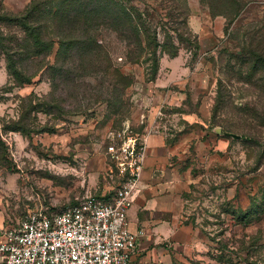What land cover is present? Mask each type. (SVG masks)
Masks as SVG:
<instances>
[{
  "label": "rangeland",
  "instance_id": "374dc122",
  "mask_svg": "<svg viewBox=\"0 0 264 264\" xmlns=\"http://www.w3.org/2000/svg\"><path fill=\"white\" fill-rule=\"evenodd\" d=\"M177 1L188 17L183 42L172 19ZM36 2L0 0V16ZM147 2L159 14V42L170 36L180 46L176 58L162 55L155 80L146 54L108 28L86 29L96 35L90 49L67 43L82 29L49 24L45 55L13 56L37 74L30 83L11 75L0 48V237L34 210L113 194L122 180L108 145L134 137L146 142L143 174L160 201L139 210L161 253L152 264H264V81L242 64L251 46L264 47V0ZM0 33L13 44L36 41L8 21ZM118 71L132 84L118 83Z\"/></svg>",
  "mask_w": 264,
  "mask_h": 264
},
{
  "label": "built area",
  "instance_id": "2783aa9c",
  "mask_svg": "<svg viewBox=\"0 0 264 264\" xmlns=\"http://www.w3.org/2000/svg\"><path fill=\"white\" fill-rule=\"evenodd\" d=\"M108 154L122 183L109 198L86 196L62 210L42 207L3 230L0 264H138L143 229L133 230L135 203L147 156L146 142L119 136Z\"/></svg>",
  "mask_w": 264,
  "mask_h": 264
},
{
  "label": "trees",
  "instance_id": "16d2710c",
  "mask_svg": "<svg viewBox=\"0 0 264 264\" xmlns=\"http://www.w3.org/2000/svg\"><path fill=\"white\" fill-rule=\"evenodd\" d=\"M37 1L28 8L26 7L20 14L10 17L7 15L0 16V21H8L19 26L28 38L36 40L34 46L26 45L23 42L13 44V39L16 40V38L0 33V48L9 60L10 73L21 83L32 82L37 74L28 75L22 65L18 67L19 65H17L13 56L32 58L37 56L31 53L33 49L39 50L38 56L45 55L50 44L44 42L43 39L47 41L45 29L47 26L51 29L49 24L53 25L52 29H61L60 27L65 24L70 25L69 27L75 26V29H82L81 34L76 37H68L71 33L66 35L67 43L70 44L71 40L75 38L76 42H83L90 49L96 45V35L86 37V29L108 28L114 31L119 38L124 40L127 46L134 45L133 51L146 54L144 61H151V64L147 67V76L152 80L157 78L162 55L167 54L170 58H176L179 55L180 46L176 45L170 36L163 43L159 42V33L157 25H155L156 17L159 14L155 8L148 4L147 0H63L61 5L68 8L65 12L61 10L63 9L62 6L57 7L58 0H53L56 3L55 5L49 3L51 0ZM138 2L143 3L146 6L145 9L137 6ZM175 5L177 17H175L176 14L172 17L173 23L176 24L174 29L180 36L179 40L183 42L185 33L180 31L179 25L187 22V11L185 6L178 1L175 2ZM73 12H75L74 15H72ZM156 23L158 24L159 21ZM187 33L192 37L191 31ZM51 34L56 35V33ZM8 39L10 42H7ZM67 43L63 40V44ZM11 44L14 45V49L10 46ZM198 48L199 45L197 44L195 49ZM248 54L242 57V64L249 66L251 79H255L256 84H260L264 81V47L261 44H258L255 48L251 46ZM20 61L22 60L20 59ZM45 67H47V64H44L41 69ZM116 76L117 82L124 84L126 87L133 82L129 76L119 71ZM261 85L264 86V83H261ZM13 130L26 132L24 128L20 129L19 127H13ZM52 211L56 210L52 209Z\"/></svg>",
  "mask_w": 264,
  "mask_h": 264
},
{
  "label": "crops",
  "instance_id": "0c3cea01",
  "mask_svg": "<svg viewBox=\"0 0 264 264\" xmlns=\"http://www.w3.org/2000/svg\"><path fill=\"white\" fill-rule=\"evenodd\" d=\"M146 173V172H145ZM143 174V177L141 179L140 185L143 189H140V193L136 199L135 207L132 208V216L133 218L130 219L128 217V220L130 222L131 228L133 230L137 229H143L145 231V236L139 241L138 246V264H152V261H156L160 259V251L156 248L158 243H155V236H154V228L152 229L151 225V219L150 218H143L142 213L139 211L141 208H143L148 202L149 203H156V206L158 208L160 201L155 199L157 196L155 195L157 190L156 188L151 184V179L146 174ZM140 187V186H139ZM112 195V192L110 193H104L101 195H95L96 197H102V198H109ZM152 205V204H151ZM153 208V207H151ZM153 212L150 211V214L152 215ZM166 227V225L163 226V228ZM162 226L160 229H158V232L163 230Z\"/></svg>",
  "mask_w": 264,
  "mask_h": 264
}]
</instances>
